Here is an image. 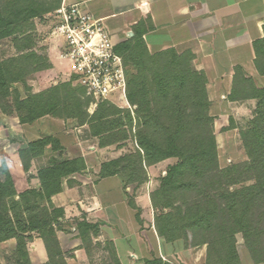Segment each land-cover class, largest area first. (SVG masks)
I'll return each mask as SVG.
<instances>
[{"label":"trees","instance_id":"16d2710c","mask_svg":"<svg viewBox=\"0 0 264 264\" xmlns=\"http://www.w3.org/2000/svg\"><path fill=\"white\" fill-rule=\"evenodd\" d=\"M59 5L60 0L53 3L2 0L0 39L18 33L31 19L53 12ZM253 48L255 67L264 76V36L253 43ZM116 50L126 64L129 61L136 69V75L127 82V98L137 104L136 112L141 119L135 135L140 150L102 162L99 176L121 174L125 186L134 182L140 184L146 179L145 166L176 158V162L169 164L159 177L158 187L150 193L158 235L173 243L185 240V233L191 231V246L206 244L204 264H240L235 235L241 233L255 258L254 263L264 264L260 253L264 212L262 215L257 212L264 203V87L256 86L245 77H241L242 84L235 86L233 98L256 99L253 117L239 131L249 159L222 169L217 162L212 127L214 117L209 114L207 78L195 69L192 56L173 50L149 54L140 36L118 45ZM29 59L35 64L42 63L44 68L51 67L46 55L39 56L34 52L0 60V100L12 98L3 113L16 116L20 124H31L46 115L75 119L79 126L88 125L89 135L98 137L101 147L115 142L105 140L103 134L115 129L120 130L116 133H122L123 128L130 126L129 114H122L113 105L101 104L88 117L83 109L85 102L74 93L81 88L71 87V82L51 87L47 92H32L25 83L24 66ZM161 63L165 67L163 72L159 68ZM146 66L152 72L151 78L145 74ZM150 79L155 86L153 96L157 98L154 105L150 103L153 97L147 86ZM17 83L23 85L24 97L14 87ZM124 118L129 124H125ZM47 148L51 153L49 158L31 175L32 161L42 158ZM77 150L70 151L58 137L46 135L3 155L0 164V242L15 239L16 259L11 264H32L26 246L31 237L25 235L27 232H36L43 239L48 258L42 264H66L55 234L61 212L51 205L50 197L61 191L64 177L85 168V160ZM32 177L38 179V189L31 187ZM238 178H243L240 181L253 179L254 183L232 190L224 187V182L236 184ZM179 200L178 206L176 201ZM44 201L47 204H42ZM11 204L22 208L21 213L12 215ZM35 208L40 212H32ZM79 226L83 230L94 228L88 223ZM92 230L96 231L95 228ZM198 231H201V237H198Z\"/></svg>","mask_w":264,"mask_h":264},{"label":"crops","instance_id":"0c3cea01","mask_svg":"<svg viewBox=\"0 0 264 264\" xmlns=\"http://www.w3.org/2000/svg\"><path fill=\"white\" fill-rule=\"evenodd\" d=\"M71 4L100 19L117 46L140 36L149 54L170 50L190 54L195 69L207 78L209 114L223 125L225 137L239 133V126L253 117L256 99L232 95L235 86L242 84L241 77L260 87L253 43L264 36V0H60L58 7ZM39 44L54 68L71 70L69 61L60 57L62 39L53 45ZM5 118L6 129L17 128L20 134L17 140L6 139L12 142L3 155L46 135L58 137L70 150L64 135L70 119L46 115L20 124L16 116ZM89 140L75 143L85 168L64 177L61 191L50 197L51 205L61 212L55 234L66 264H204L205 245L187 247L183 239L171 243L158 235L150 192H144L146 179L125 186L121 174L99 176L100 164L122 156L123 148L84 145ZM50 154L47 148L46 161ZM46 161L33 160L29 173L34 175ZM152 168L144 167L147 172ZM30 185L38 189V179L32 177ZM83 223L96 231L83 230L79 226ZM33 233L29 257L33 264H42L48 258L44 242Z\"/></svg>","mask_w":264,"mask_h":264},{"label":"rangeland","instance_id":"374dc122","mask_svg":"<svg viewBox=\"0 0 264 264\" xmlns=\"http://www.w3.org/2000/svg\"><path fill=\"white\" fill-rule=\"evenodd\" d=\"M2 0H0L1 3ZM37 2H49L53 3L55 0H36ZM53 12H48L40 17H35L30 20L28 24H26L23 28L20 29V31L8 38L0 39V60L1 61H7L12 58H17L22 54L25 53H30L34 52L36 55L47 56V51L44 50V46H41L39 43L40 41L44 44L49 43V45H53L54 41H59L61 39L60 36H57L55 33H53L52 26H53V18L52 15ZM38 44L40 46H38ZM48 45V44H47ZM44 47V48H43ZM49 59V58H48ZM161 61V60H160ZM159 61V62H160ZM127 64L124 62L125 65V76H126V83L128 82V79L131 78L132 75H136V69L131 66L129 61H126ZM34 63V64H32ZM49 63L50 60H49ZM42 63H36L32 61V59H29L25 63V68H26V76H25V83L27 86H30L32 89V92H38L40 90H44L47 92L51 87L54 86H60L63 83L71 82V87H80L81 91L77 90L74 91L75 94H77L85 103H83V109L85 112L88 114V117H91L98 109V107L101 104H106V105H113L112 103L109 102H96L94 99H92L90 96H88L85 92V89L80 86V84L74 83V78H73V73L72 70H64V69H56L53 67L51 64V67H46L44 68ZM161 72L162 70H165L164 65L161 63L159 65ZM151 70L148 66L145 67V74L148 76V78H151ZM258 85L260 87H264V76H261L258 80ZM148 89L150 93V97L152 96L153 98H150V103L152 105L156 104V100L153 95H155V86L153 81L150 79L148 81ZM14 87H17L19 91L21 92V96H25V92L23 90V85L21 83H17L14 85ZM60 94L63 93L62 88L59 89ZM127 92H128V84H127ZM126 92V93H127ZM4 101L0 100V157H3V152H5L8 147L10 146V143L6 142V139H12V140H17L19 137V130L17 128H9V130L6 129V125L9 123L6 122L5 116H9L5 113L2 112V110L8 109L7 104L12 100L11 96L9 98L3 99ZM128 100V98H127ZM129 101V100H128ZM96 102V106H91V103ZM130 103V108L127 109H120L122 114L124 112H127L129 114V118L131 120L130 126H126L123 128L122 133H116L119 132L120 130L115 129L111 133H105L103 136L106 139H111L115 140L114 144H110L113 147H120L123 148L121 150L122 155H127L130 153H134L135 150L140 148L136 144L135 141V135H136V130L138 129V125H141V119L139 115L137 114V104ZM10 104V103H9ZM115 106V105H113ZM116 107V106H115ZM114 117V116H113ZM116 117V116H115ZM70 124L65 126V136L68 137L67 139L69 140V143H71L70 151H76L78 147L76 146V142H79L80 140L82 141L85 137L89 138L87 143L85 141L84 145H94L99 146L98 143V137H91L90 134V128H88L87 124H83L79 126L76 122L75 119H70ZM125 124L127 123V119H123ZM218 121V120H217ZM215 119L213 120L212 127L213 131L215 133L216 137V148H217V162H218V167L219 168H226L228 165L233 164V163H240L242 161H246L249 159L247 156L248 154L245 151V148L243 146V142L240 139V133L237 131L235 132V135L229 136L228 138L225 137L226 135L222 134V129L221 127L223 126L219 121L217 122ZM248 122V121H247ZM6 124V125H5ZM84 126V128H82ZM247 126V123L245 125H240L239 126V131L240 129L243 130ZM79 129V130H78ZM234 133V132H233ZM116 134V135H114ZM227 134V133H226ZM223 135V136H222ZM83 138V139H82ZM94 139V140H93ZM8 144V145H7ZM2 160V158H1ZM37 160V164H39L41 161H46L45 156ZM176 158H168L163 161H160L156 163L155 165L153 164V168L149 172L145 170V178L146 181L148 182L146 185V188L144 189V192H153L159 184V177L164 174V171L166 167L169 164L175 163ZM246 175V174H245ZM247 176H245L246 178ZM239 180L238 183L236 184H227L224 182V187L232 190L235 188H240L243 186L251 185L254 183L253 179H247L240 181L243 178H238ZM138 185V183L134 182L133 185ZM143 184V183H142ZM32 187V186H31ZM181 201H176V205H180ZM48 210L50 211L49 207ZM22 208L20 209L19 206L17 205H12L11 204V209L10 212L12 215L15 216V214L21 213ZM34 213L40 212V209L35 208ZM260 215L264 212V203L261 204L260 209L257 211ZM69 226L72 225V223H67ZM75 224V223H74ZM69 230V229H68ZM199 233L197 234L198 237H201V231H198ZM35 233L27 232L25 233L26 236L31 237L30 240L33 238ZM185 243L186 246H191L192 241H193V235L191 231H188L185 233ZM57 238V236H56ZM58 240V238H57ZM235 241H236V247L240 255V264H255L254 263V256L252 253H250L248 247L245 244V240L242 237L241 233H237L235 235ZM85 244L88 243V240L84 241ZM30 241L27 240V251H28V245ZM59 243V240H58ZM206 246V244H203ZM202 246V245H200ZM261 255L264 258V238L261 239ZM60 247V244H59ZM97 247V245H96ZM14 249H15V239H8L5 241L0 242V263L1 264H11L13 261H15L16 257L14 255ZM61 249V247H60ZM62 250V249H61ZM98 249L95 248L93 254H97ZM33 255V254H32ZM29 256V253H28ZM30 259V257H29ZM33 260H34V255H33ZM31 261V260H30ZM32 263V262H31ZM264 263V262H263ZM33 264V263H32ZM262 264V263H259Z\"/></svg>","mask_w":264,"mask_h":264},{"label":"built area","instance_id":"2783aa9c","mask_svg":"<svg viewBox=\"0 0 264 264\" xmlns=\"http://www.w3.org/2000/svg\"><path fill=\"white\" fill-rule=\"evenodd\" d=\"M52 15L53 33L62 39L60 57L69 61L74 83L96 102L130 108L123 56L100 19L77 4L62 5Z\"/></svg>","mask_w":264,"mask_h":264}]
</instances>
